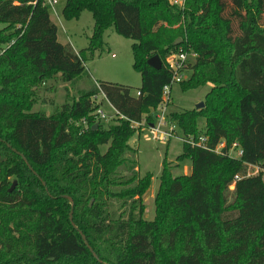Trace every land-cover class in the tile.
Returning <instances> with one entry per match:
<instances>
[{
	"label": "trees",
	"instance_id": "obj_1",
	"mask_svg": "<svg viewBox=\"0 0 264 264\" xmlns=\"http://www.w3.org/2000/svg\"><path fill=\"white\" fill-rule=\"evenodd\" d=\"M84 10L92 33L75 51L58 41L43 0H0V264H264V0H65L61 14L69 21ZM108 28L134 40L140 93L98 80L127 118L95 126L94 83L52 113L31 111L46 79L86 72ZM181 49L196 53L181 87L210 88L202 107L168 116L183 137L202 132L211 147L224 144L215 151L183 140L176 160L190 158V172L175 175L162 161L146 219L152 173L138 172L130 121L151 119L171 79L166 57ZM153 55L161 68L147 63ZM234 141L240 157L227 154ZM248 164L259 170L247 174Z\"/></svg>",
	"mask_w": 264,
	"mask_h": 264
},
{
	"label": "rangeland",
	"instance_id": "obj_2",
	"mask_svg": "<svg viewBox=\"0 0 264 264\" xmlns=\"http://www.w3.org/2000/svg\"><path fill=\"white\" fill-rule=\"evenodd\" d=\"M65 0H58L56 3V17L52 11L49 15L57 24L59 42L72 43L73 47L83 49L87 44L86 35H90L91 25L94 23L91 12L84 10L77 19L66 21L63 19L61 10ZM3 25L0 24V28ZM78 31H84L77 34ZM65 29V30H64ZM104 33L105 44L103 48L87 59L85 62L86 72L73 81H64L58 75L46 79L44 83L36 87V102L31 107V111H42L46 114L52 113L60 108L63 103L71 102L80 93L93 86L94 79L113 81L128 85L133 92L140 85V73L132 67L133 54L132 43L134 40L118 35L112 28H108ZM186 78L191 74V70L185 72ZM210 88L209 83H205L193 88L183 89L180 83H173L170 87V102L168 110L195 108L199 101H203L205 93ZM105 111L110 112L111 107L103 103ZM152 120V119H150ZM149 120V121H150ZM146 120L142 125L135 129L129 142L136 147L137 168L140 175L151 172L152 177L147 190L143 194L145 203L144 217L151 219L155 214L154 196L159 185V174L162 168V161L166 159L169 162L173 174L186 173L191 168V159L184 158L181 161L176 160V155L181 151L182 140L176 136L170 138L168 142L147 137L143 126H147ZM115 120L109 119L102 121L107 127L109 123ZM197 125L200 131L204 128L205 120L203 117L197 119ZM175 131L181 134L180 127L176 126ZM107 143L101 144V150H105ZM255 171L251 166L249 172ZM234 187L232 183L230 189Z\"/></svg>",
	"mask_w": 264,
	"mask_h": 264
},
{
	"label": "built area",
	"instance_id": "obj_3",
	"mask_svg": "<svg viewBox=\"0 0 264 264\" xmlns=\"http://www.w3.org/2000/svg\"><path fill=\"white\" fill-rule=\"evenodd\" d=\"M58 0H43V5L47 7L48 11H52L56 16V3ZM185 0H173L175 4L178 6H183ZM196 56V53L192 50H184L181 49L177 52L170 53L166 57V65L169 70H171V79L170 82L166 83L163 86L162 90V101L161 103L153 108L149 115H151L152 120H148L146 117L142 118L140 121H130V125L133 128H137L142 125L146 120L147 126H143L144 129H146L145 135L147 137H150L151 139H156L160 142H168L171 137L176 136L180 138L182 141L185 140L189 142L191 145H198L205 148H209L211 150L218 151L220 147L224 144V140L219 141L214 147H211L208 144V138L207 136L200 132L197 136L189 135L187 137H183L181 134H177L175 131V128L177 126V123L169 118L168 114V104L170 102V87L173 83H179L180 81L186 79L185 72L188 69V63L190 62L189 58H194ZM94 84L97 85L98 91L94 93L91 97L92 101L96 102L98 106L92 111V114L94 116V120L96 123L98 121H104V120H115V119H126L127 117L119 112V110L108 100L106 97L104 91L100 87V84L98 83V80L94 79ZM136 94H139V90H135ZM103 103H107L111 110L110 112H107L102 107ZM88 118L83 117L80 122H77L78 125H81V131H84L88 127ZM141 127V126H140ZM227 154L230 156L240 157L242 155V149L239 146L237 141L232 142V144L229 146L227 150ZM253 166L255 168L256 172L259 170L258 165L254 164H248L247 174H250L249 168ZM251 172V173H253ZM240 174H236L234 179L240 178ZM234 184V182H233Z\"/></svg>",
	"mask_w": 264,
	"mask_h": 264
},
{
	"label": "water",
	"instance_id": "obj_4",
	"mask_svg": "<svg viewBox=\"0 0 264 264\" xmlns=\"http://www.w3.org/2000/svg\"><path fill=\"white\" fill-rule=\"evenodd\" d=\"M178 42H179V40H176V41L174 42V44L177 45ZM147 63H148L152 68H154V69H159V68H161V66H162V62H161V60H160V58H159L158 55H153V56L149 57L148 60H147ZM0 87H1V86H0ZM203 105H204V101H199V102L195 105V107H196V108H200V107H202ZM97 124H98V123H96L95 126H97ZM8 145H9V144H8ZM12 149L16 150V149L13 148V147H12ZM16 151H17V150H16ZM17 152L23 157V159H24L25 162L27 163L28 167H29L33 172H35L34 169H33V167L31 166V164L29 163L28 159L26 158V156H25L23 153L19 152V151H17ZM38 177H39V176H38ZM42 183L45 185V182H44L43 180H42ZM14 184H15V180H13L11 187H13ZM64 195H66V194H64ZM91 202H92V201L90 200L89 205L91 204ZM72 205H73V203H72ZM72 208H73V207H71V210H70V213H69V218H70V221L73 223V220H72ZM73 224H74V223H73ZM74 227L77 228V226H76L75 224H74ZM79 232H80L82 238L84 239V242H85L86 245L89 247L90 251L93 253V255H94L95 257H97L96 252L93 250V248H92V247L90 246V244L88 243V241H87L85 235L81 232V230H79ZM106 264H109V263H106Z\"/></svg>",
	"mask_w": 264,
	"mask_h": 264
},
{
	"label": "crops",
	"instance_id": "obj_5",
	"mask_svg": "<svg viewBox=\"0 0 264 264\" xmlns=\"http://www.w3.org/2000/svg\"><path fill=\"white\" fill-rule=\"evenodd\" d=\"M56 17V16H55ZM50 19L54 22V20H53V18L51 17V15H50ZM77 21H79V19H77ZM54 24L57 26V24L54 22ZM92 28H93V25H91V29H90V35H86V38H87V44H86V46H84L83 48H86L87 46H88V42H89V37L91 36V33H92ZM78 29L79 28H77V34H82L84 31H78ZM65 30V29H64ZM106 32V31H105ZM104 32V33H105ZM104 36H105V34H103V38H104ZM57 39H58V41H59V37H58V29H57ZM103 42H104V44H105V41H104V39H103ZM61 43H63V42H61ZM69 43L72 45V43L69 41ZM63 44H65V43H63ZM72 47H73V45H72ZM73 49L75 50V51H78L79 49H75L74 47H73ZM82 49V48H81ZM191 169V168H190ZM188 172H190V170H188Z\"/></svg>",
	"mask_w": 264,
	"mask_h": 264
}]
</instances>
